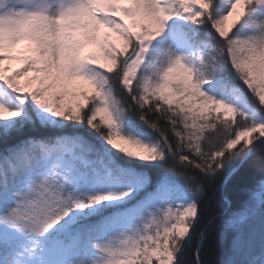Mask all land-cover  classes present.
<instances>
[{
  "label": "snow or ice",
  "instance_id": "6c2138e0",
  "mask_svg": "<svg viewBox=\"0 0 264 264\" xmlns=\"http://www.w3.org/2000/svg\"><path fill=\"white\" fill-rule=\"evenodd\" d=\"M210 228L264 264V0H0V264H204Z\"/></svg>",
  "mask_w": 264,
  "mask_h": 264
},
{
  "label": "trees",
  "instance_id": "16d2710c",
  "mask_svg": "<svg viewBox=\"0 0 264 264\" xmlns=\"http://www.w3.org/2000/svg\"><path fill=\"white\" fill-rule=\"evenodd\" d=\"M135 118V114H133ZM259 160L254 159L250 162L248 166V172L250 174H256V169L259 167ZM220 178H218L219 180ZM242 181H233L231 182L226 189V194L233 199V201H238L243 197V193L240 191V184ZM215 187V182L208 184L209 192ZM211 206L215 208L217 206V201L215 198L211 200ZM221 248L222 245L218 242L217 239V230L215 228H210L208 237L205 240L204 251L201 253L204 264H216V262L221 258ZM192 249H189V255L191 254Z\"/></svg>",
  "mask_w": 264,
  "mask_h": 264
}]
</instances>
